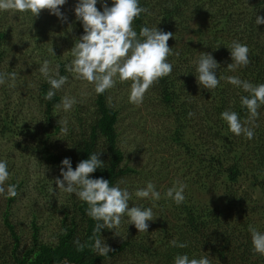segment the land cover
<instances>
[{"label": "trees", "instance_id": "16d2710c", "mask_svg": "<svg viewBox=\"0 0 264 264\" xmlns=\"http://www.w3.org/2000/svg\"><path fill=\"white\" fill-rule=\"evenodd\" d=\"M77 2L67 0L61 6L67 22L48 10H42L38 17L21 18L31 27L32 41L28 45L37 52L36 57L45 56L48 46L52 47V67L56 69L58 65L59 74L67 76L68 82L51 99H46L51 85L38 76L36 113L23 100L19 77L0 85V139L28 155L40 169L36 183L27 174L20 179L21 175L13 170L5 182L4 186H17V195L10 197L7 191L0 194L4 199L0 205V264H174V258L183 254L190 259L207 256L211 264H264V255L253 250L249 232L251 225L264 233V105L258 109L251 140L243 134H233L221 118V113L228 109L238 113L242 122L249 115L240 100L249 93L224 78L237 76L253 85L264 84V24H255L257 15L264 16V0H139L148 12L141 13L133 22L138 35L142 26L156 25L174 34L168 41L173 51L168 61L173 70L150 87L142 102L148 108L156 107L153 114L165 120L156 134L158 151L152 149L148 154L160 163L159 154L168 150L180 164L187 187L184 202L177 205L165 197L167 189L176 183L171 179L158 206L153 208L157 218L147 222L149 228L154 227L151 233L149 228L147 232H138L126 215L118 228L97 233L113 250L107 255H99L92 247L98 221L87 215V203L74 193L56 189L52 176L60 177L61 161L66 157L71 158L75 169L92 153L102 152L100 159L105 165L90 178L103 177L111 186L122 179L120 186L132 194L129 206L149 207L135 195L142 186L136 188L134 179L138 180L141 173L126 163L121 140L124 108L129 110L138 104L130 103L131 90H124L127 87L115 88L125 92L123 104L114 90L97 94L93 83L84 92L80 88L83 79H78L73 108L65 112L54 107L76 77L65 66L73 59L71 48L84 34L82 21L77 20L74 12ZM106 2L110 7L113 0ZM96 7L103 11L102 0H98ZM0 12L6 14L7 10ZM14 26L22 27L19 19ZM2 29L0 24V72H16L5 68L8 32ZM234 40L249 47L250 63L232 71L227 67L232 63L228 47ZM201 52L211 53L220 64V84L215 89H205L197 82ZM117 85L124 86L122 82ZM65 120L66 133L59 123ZM132 124L130 128L138 126ZM22 189L33 193L35 208L28 224L21 222L13 209ZM38 206H45L47 218ZM23 224L28 226V236L20 227ZM76 240L86 245L82 251L77 250ZM173 240L186 243L187 247H174L170 243Z\"/></svg>", "mask_w": 264, "mask_h": 264}, {"label": "clouds", "instance_id": "9594fccd", "mask_svg": "<svg viewBox=\"0 0 264 264\" xmlns=\"http://www.w3.org/2000/svg\"><path fill=\"white\" fill-rule=\"evenodd\" d=\"M66 2L67 0H0V10L30 11L34 17H38L42 10H48L62 22H67V16L61 12V6ZM97 2L98 0H78L74 7L77 20L82 21L84 34L76 40L70 50L73 59L65 66L66 71L76 74L78 79L93 83L97 94H103L106 90L115 87L117 78L120 82L130 80L132 83L129 101L140 104L150 87L159 79L170 75L173 70V65L168 61V57L173 55L168 41L174 34L165 32L156 25L151 28L142 26L138 35L133 28V22L141 13L148 12L146 7L140 6L139 0H113L110 7L106 0H102L103 11L98 10ZM255 24H264V16L257 15ZM228 49L232 59V63L227 66L229 70L235 71L237 67L247 66L250 63V49L246 44L234 40ZM50 51L55 55L53 48ZM50 63L49 60H44L39 67L40 74L51 85L46 99H51L56 91L68 82L67 76L59 74V66L53 69ZM197 65L198 84L203 85L205 89H215L220 84V79L217 77L220 64L211 53L201 52ZM16 77V72H0V85H4L9 79L15 81ZM224 79L249 93L248 96L240 98L241 105L247 108L249 115L242 122L238 113L228 109L221 113V118L227 122L233 134L236 136L243 134L251 140L255 135L254 121L259 116L258 109L264 105V84L253 85L237 76ZM75 103L74 97L65 95L54 107L62 108L67 112ZM59 123L62 124L61 131L66 133L67 128L63 125H66L67 121ZM250 124L253 126L249 127ZM101 153H92L89 158L81 160L75 169L72 167L71 158H64L60 168L62 179L56 177L54 183L56 189L68 194L74 193L80 200L87 203V215L98 221L93 232L92 247L99 255H107L113 250L105 243L104 238L96 236L102 229L118 228L126 215L129 218V224H133L138 232H147L149 228L147 222L154 221L157 217H154L152 207L129 206L132 194L126 187L120 186L124 183L122 179L117 181L115 186H111L110 181L103 177L90 178V174L105 165V162L100 159ZM9 176L7 161L0 160V194L7 191L8 196L15 197L16 185H8L7 189L4 187ZM186 187V184L178 181L167 189L165 197L179 205L185 200ZM55 190L50 188V191ZM135 195L139 198H151L154 201L161 198L160 192L156 191L152 182L138 189ZM249 232L253 250L264 255V233L251 225ZM74 243L78 251L86 247L79 240ZM170 243L174 247H187L186 243H178L175 240ZM174 264H211V261L207 256L190 259L187 254H183L174 258Z\"/></svg>", "mask_w": 264, "mask_h": 264}, {"label": "rangeland", "instance_id": "374dc122", "mask_svg": "<svg viewBox=\"0 0 264 264\" xmlns=\"http://www.w3.org/2000/svg\"><path fill=\"white\" fill-rule=\"evenodd\" d=\"M23 15L26 18V16L28 15L30 16L32 14L30 11L18 12L14 10H7L6 14H1L0 12V24L2 25L3 28L2 30L8 32L7 46L5 47L6 49L5 68L6 69L11 68L12 71H16V72L19 69L23 70V73L18 72L17 74V77H19L18 78L19 81L21 82V84H23V89L20 91L23 93V100H25L28 103L30 110H32L33 113H36L38 103L36 102L37 97H36L35 82L38 80L37 78L38 76H42L39 72V67L41 66L44 60H49L51 62L50 67H52L55 56H53L50 53V49H52V47L48 46L49 50H47V54L45 56L41 54L40 56L36 57L37 52H35V50L32 51L31 50L32 47L28 45V43L32 41V39L30 38L31 27L28 23L22 21L21 18ZM17 19L20 20L22 27L14 26L15 23L17 22ZM34 57L36 58L34 59ZM17 77L15 81L17 80ZM73 80H74L73 81L74 84L72 83V85L69 88L66 87L65 93L69 97L72 96H70L68 92L72 93L73 97L78 94V91L76 90L78 89L76 87L77 86L76 80H78V78L75 77L73 78ZM122 83L124 84V86L113 87L111 88V90H114L117 93L116 95L117 99H119V101L124 104L125 92L123 91L119 92V90H116L115 88L124 89L125 87H127V89L124 90L126 91H128V89L131 90L130 86L132 81H129V83H127V81ZM89 84H90L89 82L83 80L80 87L81 90L85 92L86 89H90ZM117 84H120V82L118 81L115 86H118ZM10 91L12 93V90ZM13 100L14 99H12V101ZM153 105L156 106L155 103ZM155 108L156 107H152V106L148 108L142 103L138 104L134 108H130L129 110H126L125 107L122 117L125 120L121 125L122 126L121 140H122V147L125 151L126 163L129 166L138 169V171L141 173V177L139 176L138 180L134 179L136 188H140L141 186H142L141 188H144L146 187L148 182H152L155 185L156 191H159L160 194H162L163 190L169 186L171 179H175L176 182L180 181L183 184H185V179L183 178L184 174H182L179 168L180 164H177V162L172 158L168 150L162 151V153L159 154L158 158L160 159V163L158 162L155 163L153 159L151 160L148 154V151H151L152 149L158 151V149L155 148V144L158 143L159 141V140L157 141L158 136L156 137V134H158V131L161 130L162 124L165 121L164 118L160 119L156 117L155 114H153ZM134 117H138V119L137 120L133 119ZM131 122L133 124H138V126L130 128V125L132 124ZM139 123H142L143 127L140 126ZM0 160L7 161V168L9 173L11 172V170H13V173H17L21 175L19 176L20 179L22 176L26 174L30 175L31 178L34 180L32 181V183H36L35 181L36 176L37 173L40 171V169H38L36 166L37 164L36 161L32 159L30 160L28 155L15 151L12 148V145L8 143L7 140H3V139H0ZM162 161L164 162L162 163ZM42 171H45L44 167H42ZM52 177L56 178L58 177V174L57 175L54 174ZM4 187L5 189H7V186ZM242 187H248V186L242 185ZM29 188L31 189L32 186H29ZM21 192L22 193L19 197L20 199L17 202H15L13 209H14V213L19 217L18 219L21 222L28 224V222H30L31 212H33L35 208L33 206V196H32L33 193L28 192V190L26 189H22ZM24 194L28 196H23ZM143 199H144L143 201L153 209L154 207L158 206L157 203L160 202L162 197L158 201H154L151 198H143ZM2 200L4 201L3 196L0 195V205L3 204ZM40 202L42 203V201ZM38 209L40 213H43L44 218H47V210L45 209V206L42 207L38 206ZM25 224L21 225L20 227L25 230V234L28 236L29 235L28 226ZM153 229L154 227L153 225H151V227L149 228V232L151 233ZM151 236L152 239L155 238V235L152 234Z\"/></svg>", "mask_w": 264, "mask_h": 264}]
</instances>
